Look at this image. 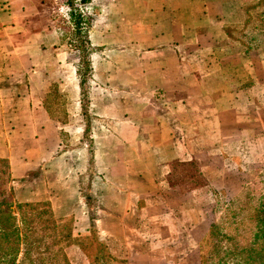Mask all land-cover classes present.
<instances>
[{"label": "crops", "instance_id": "0c3cea01", "mask_svg": "<svg viewBox=\"0 0 264 264\" xmlns=\"http://www.w3.org/2000/svg\"><path fill=\"white\" fill-rule=\"evenodd\" d=\"M59 1L0 0V71H12L9 81L13 82L21 75L29 76L18 81L21 88L16 93L0 85V159L8 160L12 179L37 169L45 173L47 149L63 127L55 119H69L77 108L75 97L57 113L56 96L50 94L53 85L66 94L65 87L77 86L76 81L65 73L56 78L41 71H63L65 60L55 67L37 66L38 55L65 52L63 45L55 46L59 36L54 23L59 17L54 11ZM91 2L97 20L100 6L105 7L106 19L88 31L90 44L99 45L108 64L124 73L123 83H135L148 94L139 109L142 120L135 137L118 143L119 153L111 149L109 156L96 155L110 186L121 188L124 198L119 209L123 216L99 219L97 234L113 257L112 264H158L156 241L141 237L146 227L141 218L150 204L164 199L162 183L173 161L185 156L195 160L207 183L213 180L215 167L234 162L224 134L245 124L249 101L245 80L250 68L243 56L215 44L219 36L209 26L204 0ZM44 135L53 139L45 140ZM232 136L236 140V134ZM158 151L154 163H145L150 166L145 172L119 159ZM205 154L214 160L205 159ZM141 182L146 189L134 185ZM190 192L176 191L181 196ZM67 254L71 264H89L77 246L67 248ZM168 261L164 264H171Z\"/></svg>", "mask_w": 264, "mask_h": 264}, {"label": "rangeland", "instance_id": "374dc122", "mask_svg": "<svg viewBox=\"0 0 264 264\" xmlns=\"http://www.w3.org/2000/svg\"><path fill=\"white\" fill-rule=\"evenodd\" d=\"M206 2L209 26L219 36L216 44H228L230 51L239 52L249 65L245 80L248 114L242 127L227 130L224 134L228 138L224 143L228 147L227 153L234 162L215 167L213 180L205 186L192 189V185L187 184L191 179L187 176L193 171L191 165L175 166L172 176L169 170L162 183L164 199L159 204H150L141 218V225L146 226L141 237L156 241L158 264H164L165 260H171L166 262L171 264H200L198 246L209 226L213 223L232 225L219 218L224 216L225 207L236 198L244 199L243 194L249 189L251 195L260 191L264 180V0ZM89 5V12L85 6H79L78 0H60L56 5L54 13L59 19L54 26L59 39L55 46L63 45L67 54L58 51L53 57L38 55L37 66L55 67L62 59L65 60L67 69L63 71L46 68L41 71L45 73L47 70L56 78L65 73L67 75L64 76L76 81L77 86L65 87L66 94L60 92L58 85L50 87V94L56 96L53 98L57 113L61 114V106L65 107L67 102L72 104L75 97L77 108L71 110L69 119H55L63 127L54 139L51 135H44L45 140L53 139L50 143L52 148L47 149L50 154L44 160L48 164L45 173L42 169L33 170L24 178L13 179L11 184L16 201H30L29 198L48 201L54 215L70 220L73 233L80 235H89L91 220L97 224L99 219L107 221L111 217L123 216L119 210L123 205V191L110 186L104 176L105 171L96 163V155L104 158L109 156L111 149L119 153L120 150L115 148L117 144L135 137L142 120L139 109L148 97L146 91L135 83H123L126 81L124 73L108 64L109 59L101 53L99 45L89 44L87 31L104 24L106 19L104 6L98 7V19L102 22L94 15L96 6L93 2L90 1ZM11 72L7 68L0 71V85L7 92L9 89L10 93H16L21 88L18 81L29 76L21 75L13 82L9 81L13 76ZM233 134L238 139L232 141ZM30 146L37 148V145ZM159 152H153L152 156L145 154L119 159L129 162L130 167L137 165L145 172L150 169L145 163H154ZM204 158L214 160L210 154H205ZM3 159H0V164L3 168L9 167L8 160L5 159L6 163ZM188 159L185 156L182 161L187 162ZM176 183L178 186L174 185ZM134 185L138 190L146 189L145 182ZM177 189L193 192L181 196L176 193ZM87 237L83 243L89 240ZM65 252L67 254V249ZM97 259L95 264H112L103 250Z\"/></svg>", "mask_w": 264, "mask_h": 264}, {"label": "trees", "instance_id": "16d2710c", "mask_svg": "<svg viewBox=\"0 0 264 264\" xmlns=\"http://www.w3.org/2000/svg\"><path fill=\"white\" fill-rule=\"evenodd\" d=\"M90 1L78 0L79 6H85L89 12ZM81 11L85 12L83 8ZM75 23L78 26V22ZM88 31L86 38L90 44ZM217 45L231 49L228 44ZM230 53L239 54L235 50ZM185 165L193 166V171L187 176L191 178L187 184L192 185V189L207 184L195 160L173 161L170 175L175 166ZM262 181L260 191L251 195L249 189L243 194L244 199L236 198L225 207L224 216L219 218L232 225L213 223L209 226L198 246L200 264H264ZM12 182L8 165L3 168L0 164V264H71L65 252L70 246H77L89 264L98 261L102 250L110 261H114L97 234L95 221H90L89 235L74 234L70 220L57 218L48 201H16ZM212 193L217 194L215 191ZM87 236L89 240L83 243Z\"/></svg>", "mask_w": 264, "mask_h": 264}]
</instances>
